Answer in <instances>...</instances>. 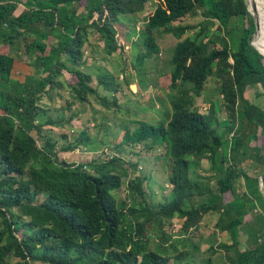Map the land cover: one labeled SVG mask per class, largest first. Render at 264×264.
<instances>
[{
  "label": "trees",
  "instance_id": "1",
  "mask_svg": "<svg viewBox=\"0 0 264 264\" xmlns=\"http://www.w3.org/2000/svg\"><path fill=\"white\" fill-rule=\"evenodd\" d=\"M82 1H86L84 13L67 9ZM149 1L17 0L26 6V11L16 15L15 1L0 0V44L2 35L8 31L10 40L25 31L26 36L44 39L52 36L59 40L52 57L45 54L47 45L37 38L27 44V49L41 50L37 58L41 74L35 83L18 79L15 57L0 45V86L3 85L0 88V264H194L187 259V251L169 254L170 238L163 230L162 221L176 216L183 219L181 237H184L198 230L204 215L211 211L220 213L217 230L232 236L231 243L221 242L211 247L213 252L223 250L225 264H264V208L252 212L259 201L264 205L260 188L264 155L254 152L249 145L251 136L242 132L247 120L255 125L254 138L264 136V106L251 104L244 94L248 84H257L264 92V55L251 43L256 20L248 7L249 0H157L145 22L147 52L139 55V61L159 51L155 31L181 38L199 28L194 38L186 36L174 47L170 60L171 86L191 83V90L200 95L208 79L216 77L226 111L233 121V125L225 126L231 138L227 153L222 151L224 138L218 131L219 121L212 107L208 113L192 111L182 101L172 98L168 121L141 120L133 130L127 127L122 144L165 146L166 156L172 160V200L159 208L144 205L145 201L138 202V208L134 205L138 200L130 195L126 199H131L132 204L119 202L117 190L123 185V177L129 175V164L123 165L120 156L103 161L68 162L59 159L54 142L46 138L39 146L34 135V131L41 134L43 128L38 115L44 109L37 102L44 94L51 95L52 90L63 87L59 81L62 70L77 76L78 82L72 86L76 99L85 101L89 94H95L103 106H119L116 94L120 85L113 74L98 76L99 83L113 93V100L90 86L92 76L81 68L83 47L90 30L95 29L104 39L109 54L119 49L124 51L125 46L119 43L117 35L121 31L125 34L128 29L120 16L144 11ZM198 9L204 17L201 23L175 24ZM235 17L242 19L243 32L239 43L233 45L228 34ZM259 21L256 44L264 52V22ZM211 28L215 30L213 33ZM56 30L58 34L53 35ZM126 81L128 85L133 82ZM240 100L242 109H239ZM260 129L263 133L258 132ZM88 140L89 136L83 133L77 144ZM75 147L69 144L66 150ZM252 155L261 163V174H249L242 169ZM204 159L214 165L218 160L226 166L217 191L189 174L191 166H200ZM131 165L136 169V163ZM142 185L140 176L128 182L129 190L140 196H144ZM229 191L233 198L226 201L224 195ZM205 193L209 194L206 201L185 206L188 198ZM250 213L257 225L243 243L239 227ZM157 218L161 240L153 247L150 232ZM170 246L177 250L176 243ZM12 257L17 261L11 262ZM207 264H212L211 258Z\"/></svg>",
  "mask_w": 264,
  "mask_h": 264
},
{
  "label": "rangeland",
  "instance_id": "2",
  "mask_svg": "<svg viewBox=\"0 0 264 264\" xmlns=\"http://www.w3.org/2000/svg\"><path fill=\"white\" fill-rule=\"evenodd\" d=\"M8 1L17 3L16 15L26 11V6L21 2H17V0ZM22 1L25 2L26 0ZM156 2L157 0H150L142 12L120 16L121 23L128 29L125 34H123L124 31H121L117 35L119 43L125 46L124 51L119 49L109 54L105 48L104 39L95 29L90 30L88 41L83 47L85 56L81 68L92 76L90 86L94 87L100 95L113 100V93L108 91L103 84H100L98 78L100 74H113L118 78L117 82L120 85V90L116 94L119 106L113 105L111 108H107L103 106L95 94H89L88 99L85 101L76 99L72 86L78 82L77 76L67 70H62L59 81L62 82L63 87L52 90L51 95L44 94V97L37 102L44 109L38 115V121L42 123L43 128L41 134L34 131L39 146L43 145L46 138L54 142V149L58 152L61 160L92 162L103 161L114 155L120 156L123 165H126L125 163L129 164V175L123 177V185L120 190H117L118 200L130 205L133 202L131 199L135 198L138 201L134 205L138 208H140L138 202L145 201L144 205H154L159 208L162 203L173 199V184L170 180L172 160L166 156V148L163 145L149 148L145 143L137 145L122 144L127 127L133 130L141 120L154 123L168 121L171 116L172 98L182 101L192 111L208 113L211 107L213 108L219 121L218 131L222 133L224 138L222 151L226 153L229 151L231 138L230 134L225 131V126L233 125V121L226 111L223 97L219 92L220 82L216 77L208 79L200 95L191 90L193 85L191 83H180L176 88L171 86L173 66L170 60L174 47L186 36L194 38L199 28L188 31L181 38H177L173 33L155 31L154 35L159 51L151 57L139 61V55L147 52V47L144 45L145 22L148 15L155 9ZM247 4L258 22H260L259 19L263 21L260 17L259 7L264 4V0H253L251 4L247 1ZM67 9L80 12L79 14L84 13L86 11V1L72 4ZM241 20L239 17H235L229 24L228 38L233 45L239 43V37L243 32V21ZM202 21H204V17L201 9H198L179 22H175V24H197ZM213 31H215L214 28H211L210 33H213ZM8 34L9 31L2 35L0 45L8 54L15 57L18 79L26 83H35L41 74L42 67L37 63L38 53H41V50L36 47L27 49V44L33 38H37L38 41H42L47 45L45 54L52 57L53 48L59 44L58 38L51 36L44 39L35 35L33 37L26 36L25 31L17 38H13L14 40H10L7 38ZM57 34L58 30L53 35ZM123 35H125V38H122ZM257 39L258 33H255L252 42L256 44ZM217 46L219 47V45ZM42 52L44 53V50ZM126 79L133 82L128 85ZM244 94L251 104L261 103L264 106V92L261 86L248 84L244 87ZM242 106L240 100L239 109H242ZM51 120L60 124H53L50 122ZM244 122L242 132L247 137L251 136L249 145H252L251 147L255 153L264 155V136L254 138L252 134L255 132V127H253L255 125L251 122L248 123L247 120H244ZM258 132L263 133L261 129ZM83 133L89 136L88 142L77 144ZM69 144H75V149L66 150ZM219 152L217 154L218 160L220 157ZM254 159L255 155L250 156L243 163L242 169L249 174H261V163L259 164ZM218 160L216 165L208 159H204L200 166L192 165L189 171L190 176L202 185L217 191L218 180L226 170V166ZM131 163L137 164L136 169L132 167ZM135 176L143 178L142 190L144 196L137 195L129 190L128 182ZM127 195H130V200L126 199ZM208 195L207 193L197 194L193 199L188 198L185 200V206L199 205L208 199ZM224 196L226 201L233 198L230 191L225 193ZM256 207L257 209L252 212L262 211L264 205L259 201ZM219 216V211L207 213L201 221L200 228L191 231L188 236L184 237H181L183 234L181 231L183 219L178 216L164 219L162 221L163 230L170 238L168 244L169 254L174 255L180 251H187L189 253L187 259L193 261L194 264H207L209 258L212 259V264H225L226 258L223 250L213 252L211 249L218 243L232 242L231 234L217 230L216 222ZM254 217L256 216L254 215ZM253 220L256 219L250 213L246 216V221L239 227V238L243 243L252 235V230L257 225L255 221L252 222ZM1 221L0 216V223ZM159 223V218H157L153 222L150 232V243L153 247H156L161 240L158 236L160 233ZM250 231L252 232L250 233ZM19 235L21 236V233ZM182 239H185V241H181ZM173 242L176 243L177 250L170 246ZM196 245L199 247L195 248ZM11 259V262L17 261L15 257Z\"/></svg>",
  "mask_w": 264,
  "mask_h": 264
},
{
  "label": "water",
  "instance_id": "3",
  "mask_svg": "<svg viewBox=\"0 0 264 264\" xmlns=\"http://www.w3.org/2000/svg\"><path fill=\"white\" fill-rule=\"evenodd\" d=\"M255 20H256V31H255V33H258L259 30H260V22H258V20L256 19V16H255ZM254 34L250 38L251 39V43L264 55V52L259 48V46L252 42V38H253ZM260 188H261V190H262V192L264 194V171H263V173L260 176Z\"/></svg>",
  "mask_w": 264,
  "mask_h": 264
},
{
  "label": "bare ground",
  "instance_id": "4",
  "mask_svg": "<svg viewBox=\"0 0 264 264\" xmlns=\"http://www.w3.org/2000/svg\"><path fill=\"white\" fill-rule=\"evenodd\" d=\"M253 2V0H249V3L251 4ZM257 9V8H256ZM260 10V17L263 19L264 22V5L259 7Z\"/></svg>",
  "mask_w": 264,
  "mask_h": 264
}]
</instances>
